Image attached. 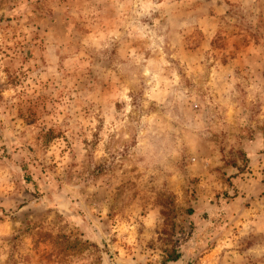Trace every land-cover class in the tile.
<instances>
[{"label":"rangeland","instance_id":"rangeland-1","mask_svg":"<svg viewBox=\"0 0 264 264\" xmlns=\"http://www.w3.org/2000/svg\"><path fill=\"white\" fill-rule=\"evenodd\" d=\"M0 264H264V0H0Z\"/></svg>","mask_w":264,"mask_h":264},{"label":"trees","instance_id":"trees-1","mask_svg":"<svg viewBox=\"0 0 264 264\" xmlns=\"http://www.w3.org/2000/svg\"><path fill=\"white\" fill-rule=\"evenodd\" d=\"M179 259V255L176 254L174 257L173 256H169L167 259H165L166 262H173V261H177Z\"/></svg>","mask_w":264,"mask_h":264}]
</instances>
